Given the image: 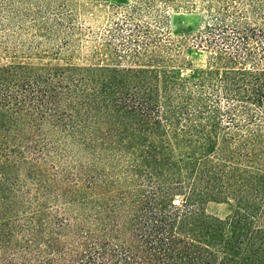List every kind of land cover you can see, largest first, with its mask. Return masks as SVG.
I'll return each mask as SVG.
<instances>
[{
    "label": "trees",
    "instance_id": "1",
    "mask_svg": "<svg viewBox=\"0 0 264 264\" xmlns=\"http://www.w3.org/2000/svg\"><path fill=\"white\" fill-rule=\"evenodd\" d=\"M0 264H264V0H0Z\"/></svg>",
    "mask_w": 264,
    "mask_h": 264
},
{
    "label": "rangeland",
    "instance_id": "2",
    "mask_svg": "<svg viewBox=\"0 0 264 264\" xmlns=\"http://www.w3.org/2000/svg\"><path fill=\"white\" fill-rule=\"evenodd\" d=\"M196 14L187 13L181 16V19L174 25L175 30H178L180 33L196 30L200 22L199 15ZM112 16L110 12L101 7L89 10L87 13L80 11V9L77 13H74L72 18L76 30L72 36L74 40L73 47H71L64 56L58 58L59 62H95V58H93L91 54V49L94 47V44H97L95 41H101V37L107 32L111 24ZM23 55L25 54H19V56ZM3 59L6 60L7 56H3ZM206 208L208 213L224 218L231 213L233 207L231 203L211 202L207 204Z\"/></svg>",
    "mask_w": 264,
    "mask_h": 264
}]
</instances>
